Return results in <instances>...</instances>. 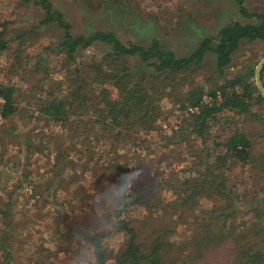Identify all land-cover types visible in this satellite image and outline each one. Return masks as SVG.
<instances>
[{"label": "trees", "instance_id": "obj_1", "mask_svg": "<svg viewBox=\"0 0 264 264\" xmlns=\"http://www.w3.org/2000/svg\"><path fill=\"white\" fill-rule=\"evenodd\" d=\"M112 1L116 0L103 1L95 10L100 11L102 5H107L108 2L116 3ZM235 2L243 16H256L258 24L232 22L224 26L217 36H207L201 40L189 55L178 57L174 52L163 48L157 40L144 46L124 44L111 31L98 30L90 36L74 35L71 24L65 20L62 12L56 10L49 0H38V5L44 11L38 27H56L62 32L60 44L56 48L58 51H50L49 46L44 47V50L62 57V63L50 70L44 64L47 56L38 55L35 57H40L41 61L34 69L29 70L30 61L34 57L25 55L22 49L19 53L16 50L13 74L17 76L22 72L41 73L43 78H47V83H53L54 76L58 74L61 79L44 89L47 95L36 101L37 112L41 114L37 121H47L52 128L47 133L36 129L38 131L33 134L24 133L21 136V141L25 140L22 156L30 160L32 166V160L38 162L46 158L48 167H40L37 172L24 175L25 180L21 181L17 189H20V198L34 208L36 215L33 217L45 212V233L49 243L51 241L56 245L58 253L67 250L65 241L70 247L75 241L80 242L76 233L94 223L98 213L102 215L99 208L92 207L89 210L85 199L84 206L73 208V196L70 194L72 189L78 188L80 192L88 194L78 179L86 172L89 173L92 165H101L104 172L118 171V153L128 148L149 150V145H146L148 141L143 137L157 132L164 116L176 112H180L182 121L170 144L178 145L188 134L196 135L203 141L202 151L211 162L203 172L198 171L197 175L190 174L193 169L188 171L189 177L185 179V183L180 184L175 201L163 205L173 214H184L197 207V202L193 200L196 195L205 193L210 197L217 196L215 198L222 204L209 209L207 213L211 215V226L218 230H208L204 235H198L195 242L200 253L196 255L193 251H187L191 244L194 245L193 242H183L177 244L174 257L167 260L164 248L167 254V249L173 252L175 243L168 242L165 246L160 241L163 240L162 236H153L151 252L145 254L139 250L134 226L125 220L120 221L128 206L133 205L130 202L132 198L127 196L126 205L119 216V229L128 238L127 243L118 253L110 252L108 255L115 264H204L207 255L203 252L208 253L210 249H219L225 245V230L231 214L227 211H232L236 203L225 171L231 159L253 164L255 159L250 151V139L240 132L233 133L226 144H222L224 149L218 151V154H215L216 150L213 152L206 146L207 136L212 126L221 122V115L226 110L234 111L237 115L255 116L251 110L257 102L254 101L264 102L255 85L246 84L243 79L229 81L224 77L232 63L233 54L240 49L243 40L264 42V15L249 13L244 4L245 0ZM88 4L93 6L90 1ZM14 32L15 30L9 29L5 24L2 25L0 56L14 42L11 38ZM34 33V29H27L20 33L19 40L25 34L28 42L33 41L31 34ZM96 44L106 46L109 50L100 59L95 56H81L79 59L81 51ZM27 46L23 50L27 51ZM210 55L213 58L211 61H214L212 66L207 58ZM18 90L20 89L0 84V98L7 101L5 120L14 114ZM255 93H258L256 98ZM163 101H167L173 108L167 111L162 105ZM144 144L146 147H143ZM110 156L113 158L107 163ZM120 171L126 172L127 169ZM101 178L102 175L98 182ZM153 180L140 197L142 204H150V207H154L156 203V199L151 196L158 193L156 179ZM5 191L4 187L2 192ZM61 194L69 195L71 200L63 201ZM4 195L10 196V193L0 194V264H13L15 227L28 231V225L33 222L30 221L31 217H22L18 221L22 225L18 226L15 219L16 205L12 197L4 201ZM173 230L166 231L165 235H173ZM263 233L264 229L260 234ZM64 237L66 240H63ZM261 241L263 243L264 239L261 238ZM260 245V242H256L242 247L241 251L238 250L242 253V258L247 260V264H264ZM43 253L48 260L54 254L49 248H44ZM48 260H43L40 264H47L44 261Z\"/></svg>", "mask_w": 264, "mask_h": 264}, {"label": "rangeland", "instance_id": "obj_2", "mask_svg": "<svg viewBox=\"0 0 264 264\" xmlns=\"http://www.w3.org/2000/svg\"><path fill=\"white\" fill-rule=\"evenodd\" d=\"M49 1L56 10L63 13L65 20L71 24L74 35L90 36L98 30L111 31L124 44L135 43L144 46L157 40L163 48L174 52L178 57L189 55L201 40L207 36H217L224 26L232 22H240L244 25H256L259 22L256 16H243L235 0H116L112 1L116 3L106 2L107 5H102L100 11L95 9L105 0ZM89 1L92 2V7L89 6ZM244 4L249 13L264 15V0H245ZM43 15L44 11L38 5V0H0V30L3 24L15 30L11 36L14 42L10 44L8 51L0 56V84L20 89L16 93L14 114L6 120L4 118L0 123V194L10 193V196L4 195L3 200L7 201L12 197L16 205L17 222L23 219L22 217L25 219L31 217L30 221L33 222L28 225V231L15 227L13 264L43 263V260H48L43 253L44 248H49L54 253L52 258L44 261L45 263L72 264L80 247L78 241H75L72 247L67 246L65 241L64 246L67 250L58 253L56 245L51 241L49 243L45 233L46 228L43 224L45 212L33 217L36 215L34 208L20 198V189H17L21 181L25 180L24 175L32 171L37 172L40 167L41 169L48 167L46 158L38 162L32 160V166L30 160L22 156L25 151V140L22 142L21 136L24 133L33 134L38 130L47 133L52 128L47 121H37L41 118V114L37 112L36 101L38 98H45L47 91L44 89L51 87L56 80H60V74L54 76L53 83H47V78H43L41 73L22 72L17 76L13 74L16 50H19V53L22 49L25 55L34 57L30 61L29 70L34 69L41 61L40 57H35L38 55L47 56L48 59L44 61V64L50 70L59 67L62 63V57L52 53L58 51L56 48L60 44L62 32L56 27L39 28ZM27 29H34V35L31 34L34 40L28 42V37L24 34L22 40L25 42L22 43V40H19L20 33ZM25 45H28L27 51L23 50ZM46 46L53 51L44 50ZM108 50L106 46L96 44L81 51L78 57L80 59L81 56H95L100 59ZM207 58L212 66L213 58L211 55ZM263 59V41L243 40L240 49L233 54L232 63L224 77L226 76L229 81L243 79L246 84L255 85L259 93L256 69ZM261 76L264 89V67ZM41 89L44 91H40ZM258 93H255V98ZM254 102L256 103L251 110L255 116L237 115L234 111L226 110L221 115L223 117L220 119L221 122L212 126L207 136L206 146L213 152L216 150L215 154H218V151L224 149L222 144H226L233 133L240 132L246 135L252 143L250 151L255 163H242L236 159L229 161L225 173L236 203L232 211H227L231 214L228 218V228L225 230V237H227L225 245L219 249L218 247L210 249L208 253L203 252L207 255L204 264H247V260L242 258V253L238 250L241 251L242 247L256 242L261 243L259 250L264 254V242L261 241V238L264 239V233L260 234L264 229V102L260 100ZM162 105L167 111L173 108L167 101H163ZM181 119L180 112L168 113L164 116L159 123L158 131L143 137L148 141L146 145H149V150L146 148L134 150L131 147L119 152L118 171L104 172L101 165H92V170L78 179L88 194L85 195L78 188L70 191L73 196V208L84 206L83 199L85 204H89V210L92 207V209L98 208L95 202L97 194L108 188L110 183H116L117 178L123 173L131 172L133 179L139 178V180L136 186L129 188L127 192V196L132 198L130 202H133V205L128 206L120 221L125 220L134 226L140 245L139 250L145 254L151 252L153 236H162L163 240L160 241L165 246L168 242L175 243L173 252L167 249L169 252L167 254L164 248L167 260L174 257L178 243L193 242L195 246L191 244L187 251L189 253L193 251L195 255L200 253L197 251L195 242L198 235H204L208 230H218L211 226V215L207 211L222 204L215 198L217 196L210 197L201 193L193 198L197 202V207L189 212L173 214L171 210L165 209L166 203L175 201V194L181 187L180 184L185 183V179L189 177L188 171L193 169L194 171L190 174L197 175L198 171L203 172L211 162L202 151L203 141L196 135L188 134L183 141H180V144H170L172 137H175V131L181 124ZM27 136L28 134L23 139ZM146 145L144 144L143 147ZM112 158L113 156H110L107 163ZM146 159L149 163L144 164ZM153 165H155L154 168ZM123 169L127 171H120ZM149 169L154 172V175H148L147 178L141 177L140 174ZM101 175L102 178L98 182ZM154 178L158 193L151 196L156 199V203L154 207H150V204L143 205L140 197L149 184L153 183ZM4 187L6 191L2 192ZM60 198L67 202L71 200L67 194H61ZM100 213L103 215V212L100 211ZM17 224L20 226L22 222ZM219 225L220 223L218 227ZM170 229H174L173 235L166 236V231ZM127 239L125 236V243L119 249L126 246ZM63 240L66 238L64 237ZM119 249L114 253H118ZM1 259L0 253V262Z\"/></svg>", "mask_w": 264, "mask_h": 264}, {"label": "clouds", "instance_id": "obj_3", "mask_svg": "<svg viewBox=\"0 0 264 264\" xmlns=\"http://www.w3.org/2000/svg\"><path fill=\"white\" fill-rule=\"evenodd\" d=\"M140 175L147 178L148 175H154V172L149 169ZM138 180L133 179L131 172L123 173L116 183H110L108 188L97 194V206L104 214L98 213L94 223L76 233L80 247L72 264H115L108 254L125 243V234L119 229V216L126 205L129 188L135 187Z\"/></svg>", "mask_w": 264, "mask_h": 264}, {"label": "water", "instance_id": "obj_4", "mask_svg": "<svg viewBox=\"0 0 264 264\" xmlns=\"http://www.w3.org/2000/svg\"><path fill=\"white\" fill-rule=\"evenodd\" d=\"M263 67H264V59L262 60V62L260 63V65L256 69L257 85H258V88H259V90L261 92V95L264 98V89H263V86H262V79H261V77H262L261 73H262Z\"/></svg>", "mask_w": 264, "mask_h": 264}, {"label": "built area", "instance_id": "obj_5", "mask_svg": "<svg viewBox=\"0 0 264 264\" xmlns=\"http://www.w3.org/2000/svg\"><path fill=\"white\" fill-rule=\"evenodd\" d=\"M6 105H7V101L4 98H0V123L4 119V111H5Z\"/></svg>", "mask_w": 264, "mask_h": 264}]
</instances>
